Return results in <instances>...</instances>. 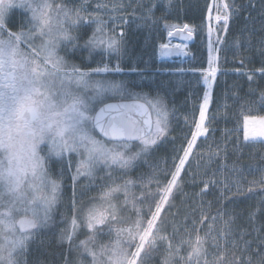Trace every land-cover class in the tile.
<instances>
[{
    "label": "snow or ice",
    "instance_id": "obj_1",
    "mask_svg": "<svg viewBox=\"0 0 264 264\" xmlns=\"http://www.w3.org/2000/svg\"><path fill=\"white\" fill-rule=\"evenodd\" d=\"M150 3L139 17L144 25L155 23L153 9L168 7L171 0ZM13 7L29 13L18 25L9 22ZM123 8L118 0H95L94 8L92 0H0V264H40L35 255L43 243L39 237L53 222L66 173L73 185L71 219L58 239L67 243L66 253L75 252L76 264H148L161 252L162 264H264V235L249 239L251 233H237L230 213L237 198L264 193V168L258 180L247 181L248 187L244 169L236 165L228 169L232 178L224 180L216 172L205 169L201 176L197 171L201 161L211 164L222 152L226 158L219 144L208 145L207 154L201 145L214 133L210 105L221 71L219 45L225 43L220 33L229 31L244 5L212 0L205 6L208 67L193 71L203 73L209 90L198 118L191 124L185 118L187 131L180 143L173 135V114L162 98L140 103V96L122 83L97 78L124 70L118 63L110 66L111 54L119 57L126 43V32H116V20L126 25L128 18L114 15ZM85 25L91 27L90 34ZM176 31L191 39L196 28L184 24ZM259 31L258 48L253 44L255 29L234 42L237 50L246 47L259 59L261 66L247 72L245 61L250 64L253 58L239 59L235 71L249 82L257 72L264 77V25ZM185 47L176 45L175 51L183 53ZM79 48L88 49L89 55L99 51V64L75 63L72 56ZM160 49L161 56L172 54L168 44ZM248 95H235V102L249 113L257 106L264 111V90L258 101ZM116 97L133 102H108ZM146 109L155 113V120ZM249 121L259 129L250 131ZM242 127L244 142H264V115L244 116ZM57 165L59 172H54ZM142 165L150 171H139ZM101 171L104 175L98 176ZM81 180L99 181V193L80 191ZM189 185L200 188L197 196L213 195L219 207L213 213L203 200L194 204L183 224L186 238L174 243L179 229L173 225L169 232L167 217ZM258 210L264 212V207ZM218 221L223 227L217 231ZM81 233L84 239H79ZM65 264L73 262L66 256Z\"/></svg>",
    "mask_w": 264,
    "mask_h": 264
},
{
    "label": "rangeland",
    "instance_id": "obj_2",
    "mask_svg": "<svg viewBox=\"0 0 264 264\" xmlns=\"http://www.w3.org/2000/svg\"><path fill=\"white\" fill-rule=\"evenodd\" d=\"M118 2L124 5L123 12L115 13L114 15L117 17L119 15H126L128 23L131 21L132 28L136 32L137 26H145L139 19L145 9H137V0H118ZM172 2L173 0H171V3ZM235 2L237 5L243 4L244 9L230 22L229 31L226 33L221 32V37L225 40V43L219 45L221 48L219 52L221 71L218 72L217 82L213 85V98L215 103L211 104L210 109V115L215 116V120L211 125L214 129V133L205 144L201 145V150L207 154L208 145H212V147L215 148V146L219 144L221 148L226 150V158L225 152H222L220 158L214 160L211 164L201 161V167L197 171L203 176L205 169H207L209 174L216 172V178L224 180L226 176L232 178L228 169L236 165L244 169L246 181L244 187H248L247 181L258 180L260 178L261 173L259 169L264 168V150L257 151L258 147L254 146L250 148L244 147V143L262 141L259 139L254 142L243 141V120L246 115H264V111L260 110L259 106H257L251 113L247 112L240 107L239 103L235 102V95L244 96L248 93L247 99L258 101L260 91L264 90V77H261L260 73L257 72L254 81L249 82L246 76L235 71L236 68L240 67L239 59L244 57L253 58V51L246 47L237 50V48L234 47V42L238 38L242 40L247 35L248 30L255 29L256 36L253 38V44L257 48L259 47L258 40L262 35L259 30L262 25H264V16H262L264 5H262L261 0H251V2L250 0H235ZM92 7H95V0H92ZM17 12L21 13V16L17 18V20L21 22L29 15L23 8H17ZM104 18L108 21L109 27H112V20L109 19L107 15H104ZM10 20L11 19H9V21ZM154 20L156 21L155 23L149 22V27H153L158 22L155 18ZM119 25L120 22L119 19H117L116 28L119 29ZM122 26L124 27L125 25ZM166 27L165 25L164 28ZM168 27L172 30L176 28L173 25ZM85 28L90 34L91 27L85 25ZM205 30L207 32L206 27ZM165 44H168L170 49H172L171 55L161 56L160 46L156 47L155 50L128 49L124 46L123 53L119 57H117L115 53L110 56V66L114 67L118 63L124 70L119 72V74H113L115 72H112V74H100L97 78L122 83L130 92L138 94L140 96L139 101L142 102H144L145 99L162 98L167 104L169 111L173 114L172 124L176 129L173 135L179 139L177 143H180L183 133L187 131L185 118H187V123L191 124V119H193L194 116L196 117V109L199 103H197V100L200 95V89H202L204 93L203 86L205 85V81L203 73L191 69L208 67L209 50L207 40L204 46L196 47L195 49H192L191 44H189L186 51L184 50L183 53L173 51L174 45L177 44L176 42L167 40ZM213 55H215V53ZM100 58L101 53L99 51L89 55L88 49L86 48H79L72 56L75 63L90 67H96L100 62ZM245 63L246 67L243 69L245 72L250 69H258L261 66L258 57L253 58V62L250 64L247 63V60ZM158 66H161V68L157 69ZM171 66H178L179 70H170L173 68ZM132 69H136V71H132ZM128 72H135V74H129ZM250 89H255V92H250ZM119 101V97H116L114 99H109L108 102ZM152 113L155 117V113ZM238 127L240 128L239 132L236 131ZM258 129V123L249 121L250 131ZM225 137H227V139H225ZM139 171L148 173L150 169L142 165ZM54 172H59L58 165L54 169ZM103 175L104 173L102 171L98 173V176ZM99 183L100 182L97 181L90 184L88 180H81L79 186L80 191H86L88 188H92L93 191L89 192V195H97L100 191ZM72 188L73 185L70 174L66 173L64 176L63 194L53 213V222L50 224L49 228L41 232L39 237V240L43 243L40 245L35 255L39 257L40 264H47V262L44 261V256L51 246L62 245L67 247V243H62L58 239V236L60 230L67 227L71 219L70 204ZM199 192L200 188L189 185L184 189V193L178 195L175 200L176 207L171 210V213H169L167 217L169 221V232L172 231L173 225L179 229L177 232V240L174 241V243H178L181 237L186 238L183 224L185 223V216L191 214L194 204L199 206L201 200H203L205 205H212L211 211L213 213L216 211V208L219 207V203L213 195L200 197L196 195V193ZM261 201H264V193L258 192V194L251 195L248 198L239 197L236 202L230 206V213L234 217L233 228L237 233H251V236L248 237L249 239H255L257 236L264 235V232L261 231L264 229V212L258 210L264 207ZM198 214L199 213H197V215ZM222 227L223 223L221 221H218L215 225L217 231ZM84 238V235L81 233L79 239ZM255 247V244H253V252L255 251ZM237 255H239V253H237ZM229 257L231 258V250H229ZM163 258V252L154 254V258L149 261L148 264H162ZM68 259L71 260L73 264H76L75 252L69 254ZM60 262L54 264H60Z\"/></svg>",
    "mask_w": 264,
    "mask_h": 264
},
{
    "label": "trees",
    "instance_id": "obj_3",
    "mask_svg": "<svg viewBox=\"0 0 264 264\" xmlns=\"http://www.w3.org/2000/svg\"><path fill=\"white\" fill-rule=\"evenodd\" d=\"M208 0H173L170 6L163 7L162 5L153 9L154 18L158 22L153 26H137V32L132 28L131 21L127 23L124 27L119 25V29L116 28L117 34L123 29L126 32V43L125 47L128 49H153L160 46L161 44L167 43V35L172 29L168 26L173 25L176 28L182 27L184 24H189L196 28V32L193 35L194 42L191 44V48L195 49L196 47H202L206 43L207 33L205 30V24H202V17L204 16V9L207 5ZM142 4L143 8L138 7ZM151 6L150 0H137V9L144 10L147 7ZM165 25L167 26L166 28ZM221 35V33H220ZM215 39V35L213 36ZM196 55V53H195ZM170 70H179L178 66H171ZM161 66H158L157 69H160ZM169 70V69H162ZM202 95V89H200L199 98ZM215 95V93H214ZM213 108V107H212ZM251 146L258 147L257 151L264 150L263 142L256 143H244V147L250 148ZM243 147V144H242ZM65 246L62 245H53L49 248L47 254L44 256V261L47 264H54L60 262L64 264L65 257H69V254L66 253Z\"/></svg>",
    "mask_w": 264,
    "mask_h": 264
},
{
    "label": "water",
    "instance_id": "obj_4",
    "mask_svg": "<svg viewBox=\"0 0 264 264\" xmlns=\"http://www.w3.org/2000/svg\"><path fill=\"white\" fill-rule=\"evenodd\" d=\"M171 32H172V35L167 36L168 41L177 42V43H186L190 40V39H185V34L177 32L176 29L171 30ZM192 42H193V36H192ZM173 51H175V48L173 49ZM119 102L132 103L133 101L131 100V101H119ZM138 102L143 103L142 101H138ZM113 103H115V102H113ZM145 111H148V114L151 116V118L153 120H155V117L150 110L146 109ZM145 118H147V117H145Z\"/></svg>",
    "mask_w": 264,
    "mask_h": 264
},
{
    "label": "bare ground",
    "instance_id": "obj_5",
    "mask_svg": "<svg viewBox=\"0 0 264 264\" xmlns=\"http://www.w3.org/2000/svg\"><path fill=\"white\" fill-rule=\"evenodd\" d=\"M212 2V0H208V3L207 4H210ZM207 33V32H206ZM191 42H192V38L188 41V42H186V43H179V44H175L174 45V48H175V46L176 45H182V46H186L185 47V51H186V49H187V46L189 45V44H191ZM258 67V66H257ZM191 70H193V69H191ZM129 74H135V72H128ZM259 73V72H258ZM102 74H104V73H102ZM107 74H111V73H107ZM113 74H119V73H113ZM218 74V73H217ZM213 85H214V83H213ZM213 85H212V89H213ZM212 89H211V91H212ZM203 90H204V92H206V91H208L209 89H208V86L205 84L204 86H203ZM199 105H200V103H198V107H197V111H196V117L198 118V114H199ZM192 120V119H191Z\"/></svg>",
    "mask_w": 264,
    "mask_h": 264
},
{
    "label": "flooded vegetation",
    "instance_id": "obj_6",
    "mask_svg": "<svg viewBox=\"0 0 264 264\" xmlns=\"http://www.w3.org/2000/svg\"><path fill=\"white\" fill-rule=\"evenodd\" d=\"M19 16H21V13L17 12V7H13L10 9L9 14H8V18L11 19L9 22L11 25H18L21 21H18L17 18H19ZM22 17H23V13H22ZM177 139V138H176ZM179 139H177L178 142Z\"/></svg>",
    "mask_w": 264,
    "mask_h": 264
}]
</instances>
